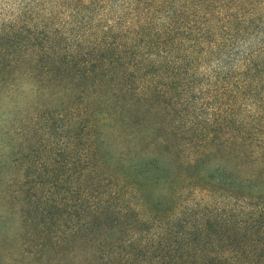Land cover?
<instances>
[{"label": "trees", "instance_id": "obj_1", "mask_svg": "<svg viewBox=\"0 0 264 264\" xmlns=\"http://www.w3.org/2000/svg\"><path fill=\"white\" fill-rule=\"evenodd\" d=\"M0 264H264V0H0Z\"/></svg>", "mask_w": 264, "mask_h": 264}]
</instances>
